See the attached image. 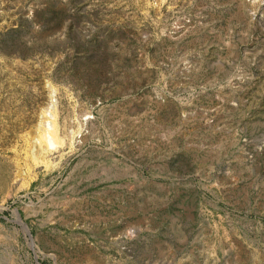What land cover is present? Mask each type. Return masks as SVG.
<instances>
[{
  "label": "rangeland",
  "instance_id": "1",
  "mask_svg": "<svg viewBox=\"0 0 264 264\" xmlns=\"http://www.w3.org/2000/svg\"><path fill=\"white\" fill-rule=\"evenodd\" d=\"M0 264H264V0H0Z\"/></svg>",
  "mask_w": 264,
  "mask_h": 264
},
{
  "label": "bare ground",
  "instance_id": "2",
  "mask_svg": "<svg viewBox=\"0 0 264 264\" xmlns=\"http://www.w3.org/2000/svg\"><path fill=\"white\" fill-rule=\"evenodd\" d=\"M49 125V124H48ZM50 128V127H49ZM50 134V133H49ZM48 141H49V144L51 145V146H53V140H51V137L48 135ZM30 244H32V243H30Z\"/></svg>",
  "mask_w": 264,
  "mask_h": 264
}]
</instances>
